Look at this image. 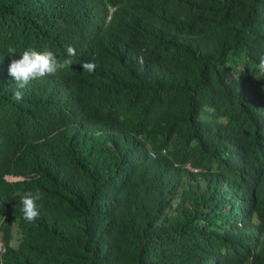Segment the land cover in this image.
Masks as SVG:
<instances>
[{
    "label": "trees",
    "instance_id": "16d2710c",
    "mask_svg": "<svg viewBox=\"0 0 264 264\" xmlns=\"http://www.w3.org/2000/svg\"><path fill=\"white\" fill-rule=\"evenodd\" d=\"M261 56L264 0H0V264H264Z\"/></svg>",
    "mask_w": 264,
    "mask_h": 264
},
{
    "label": "clouds",
    "instance_id": "9594fccd",
    "mask_svg": "<svg viewBox=\"0 0 264 264\" xmlns=\"http://www.w3.org/2000/svg\"><path fill=\"white\" fill-rule=\"evenodd\" d=\"M110 9L106 19L109 18ZM12 57L17 56L14 48L8 49ZM67 59L60 62L57 60L55 54L50 50H36L34 48L25 49L17 58H13L8 66V74L16 83L17 91L13 96L16 100L23 98V89L26 88L29 83L35 79L42 78L46 75H55L58 71L69 67L72 64L71 57L75 55V48L68 46L66 49ZM81 69L85 72L92 73L96 68V64L92 61L82 62ZM257 72L264 76V56H261L257 62ZM11 149L13 147L8 146V154L2 155L3 160L11 155ZM34 159V157H32ZM12 173H5L3 177L13 180L17 179L11 175ZM42 199V194L37 191H24L21 195L20 203L22 205L21 212L23 219L29 223L34 222L39 217V210L37 201ZM1 249V244H0Z\"/></svg>",
    "mask_w": 264,
    "mask_h": 264
}]
</instances>
